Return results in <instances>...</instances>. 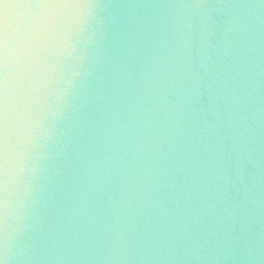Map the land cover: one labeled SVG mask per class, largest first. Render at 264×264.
<instances>
[{"label":"clouds","instance_id":"obj_1","mask_svg":"<svg viewBox=\"0 0 264 264\" xmlns=\"http://www.w3.org/2000/svg\"><path fill=\"white\" fill-rule=\"evenodd\" d=\"M0 264H264V0H0Z\"/></svg>","mask_w":264,"mask_h":264},{"label":"water","instance_id":"obj_2","mask_svg":"<svg viewBox=\"0 0 264 264\" xmlns=\"http://www.w3.org/2000/svg\"><path fill=\"white\" fill-rule=\"evenodd\" d=\"M110 3L116 4H153V3H166L170 0H107Z\"/></svg>","mask_w":264,"mask_h":264}]
</instances>
